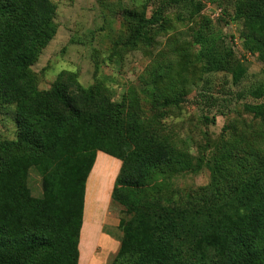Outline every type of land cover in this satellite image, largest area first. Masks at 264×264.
I'll list each match as a JSON object with an SVG mask.
<instances>
[{
    "label": "trees",
    "instance_id": "1",
    "mask_svg": "<svg viewBox=\"0 0 264 264\" xmlns=\"http://www.w3.org/2000/svg\"><path fill=\"white\" fill-rule=\"evenodd\" d=\"M180 3L146 0L154 6L148 17L145 7L123 11L131 25L126 46L149 45L147 32L161 26L165 6ZM191 6L190 19L200 9ZM234 10L243 47L264 62V0H234ZM53 16L49 0H0V105H14L16 128L15 139H0V264L78 263L84 185L96 152L121 162L110 199L126 218L110 264H264V156L226 150L223 167L211 157L204 162L209 183L194 192L157 182L164 172H197L201 160L193 163L143 122L134 96L113 103L71 73L37 88L29 66L54 34ZM210 24L193 34L196 59L204 74L227 78L220 91L202 90L197 104L209 109L246 100L242 110L263 118L264 82L246 91L223 89L228 81L240 85L247 69ZM181 101L167 98L159 106ZM30 169L40 177L39 197L28 187ZM95 254L101 264L108 252Z\"/></svg>",
    "mask_w": 264,
    "mask_h": 264
},
{
    "label": "rangeland",
    "instance_id": "2",
    "mask_svg": "<svg viewBox=\"0 0 264 264\" xmlns=\"http://www.w3.org/2000/svg\"><path fill=\"white\" fill-rule=\"evenodd\" d=\"M49 1L54 7V34L29 66L37 88L46 90L60 77L63 79L71 73L81 87H99L113 103L134 96L143 122L154 127L160 138L193 163L201 160V170L164 172L156 177L157 182L194 192L209 183L211 172L204 167V162L211 157H219L217 161L223 167L225 163L220 157L226 150H236L238 155L242 150L264 156V116L253 118L244 112L242 103L246 100L231 99L229 104L219 102L216 108L209 109L196 102L202 90L220 91V85L227 78L222 74H204L201 62L196 59L198 45L193 42V34L207 22L211 23L220 44L229 47L247 69L240 85L234 88L228 81L223 89L246 91L264 82V62L243 47L234 0H182L180 4L165 6L161 26L147 32L150 44L138 43L134 49L125 44L131 25L122 13L140 12L145 7L148 17L154 6L146 4V0ZM191 4L200 7L192 19L189 18ZM174 97L182 101L177 105L159 106L163 99ZM205 116L213 117V122L206 121ZM15 133L14 105L2 104L0 139L13 140ZM94 163L95 159L85 184L89 177H94L93 172L101 176L97 199L103 203L86 204L84 208L83 199L82 219L85 216L95 221L84 223L82 229L94 224L115 244L114 249L105 250L106 245L101 244L93 251L100 257L99 253L108 252L101 264H110L122 239L119 221L126 216L120 205L111 199L105 202L112 169L101 164L93 170ZM28 187L34 197L40 196V177L35 169L28 172ZM90 229L93 234L88 248L99 240L97 229ZM84 249L79 246L80 260Z\"/></svg>",
    "mask_w": 264,
    "mask_h": 264
},
{
    "label": "crops",
    "instance_id": "3",
    "mask_svg": "<svg viewBox=\"0 0 264 264\" xmlns=\"http://www.w3.org/2000/svg\"><path fill=\"white\" fill-rule=\"evenodd\" d=\"M108 165V169H112V176L110 179L109 187H108V192H107V199L106 203L110 200V193L113 185L114 178L118 172L119 168V161L113 157L108 156L107 154H104L102 152H97L96 157H95V163L93 166V170L95 166L99 165ZM100 183L99 180H96L94 177H89L86 181L85 184V194H84V208L86 204H97L98 199H97V193L99 191ZM86 220V217L83 216L82 219V224L80 228V233H79V241H78V251H79V246L80 247H85V251L83 252V258L80 260V255L78 257V263L77 264H100V262L94 257V250L98 248L99 245H106L103 246V248L110 249V247H115L114 243H111L108 239L107 236L103 235L100 233V229L98 226L91 225L89 228H83L84 221ZM97 229L98 233V243L93 245L92 247L88 248L87 245H89V238H91L93 231L90 229ZM95 234V233H94ZM103 240V241H102ZM107 247V248H106ZM109 247V248H108ZM114 249V248H113Z\"/></svg>",
    "mask_w": 264,
    "mask_h": 264
}]
</instances>
